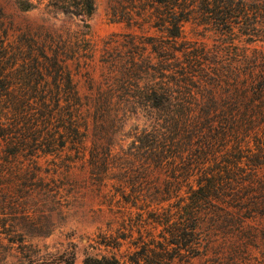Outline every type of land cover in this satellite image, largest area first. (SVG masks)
I'll return each instance as SVG.
<instances>
[{
	"label": "rangeland",
	"instance_id": "obj_1",
	"mask_svg": "<svg viewBox=\"0 0 264 264\" xmlns=\"http://www.w3.org/2000/svg\"><path fill=\"white\" fill-rule=\"evenodd\" d=\"M246 1L259 6L264 23V0ZM162 11L154 0H95L85 19L45 2L21 11L14 0H0V96L9 100L6 111L11 118L30 112L31 120L36 113L47 115L50 121L39 128L55 137L45 142L31 131L15 158L8 155L11 145L0 147V224L13 226L10 235L0 234V264H29L23 248L73 249L74 264L103 254L129 264L134 243L151 232L153 196L165 198L163 210L172 213L175 202L187 206L192 191L209 176L224 189L197 219L201 253L170 264H264V121L232 130L220 123L229 112H264V95L248 92L234 107L233 82L223 79L215 88V104L208 102L212 128L194 132L181 158L160 170L146 163L137 139L145 135L142 127L161 117L149 112L139 95L180 75L175 62V75H165L161 57L170 54L157 53L152 39L173 48L182 40L202 41L218 49L216 60L223 68L240 50L243 64L256 67L258 80L264 77V27L255 35L234 36L232 45L231 38L202 37L203 26L192 20L182 25V38L172 39L158 28ZM226 40L231 41L228 50ZM175 56L183 61L182 53ZM241 76L247 80L242 85L250 86L252 77ZM199 98L198 111L204 110ZM164 135L171 157L182 133ZM238 139H243L240 146ZM239 148L245 156L242 175L225 173L224 163L234 160ZM105 153L113 164L106 171L100 163ZM125 153L131 160L124 163ZM176 177L181 188L174 185ZM121 194L135 202L126 204ZM123 222L132 225V243L126 239L116 248L95 243L100 235L119 234Z\"/></svg>",
	"mask_w": 264,
	"mask_h": 264
},
{
	"label": "trees",
	"instance_id": "obj_2",
	"mask_svg": "<svg viewBox=\"0 0 264 264\" xmlns=\"http://www.w3.org/2000/svg\"><path fill=\"white\" fill-rule=\"evenodd\" d=\"M94 1L14 0L21 11L32 10L45 2V6L49 8L59 9L64 13L81 16L85 19L93 13ZM154 2L163 9L158 15L160 21L157 23L158 28L162 29V31L164 30L172 39L182 38V25L195 20L197 25L203 26L204 33L201 34L202 37H215L218 40L219 38L223 40L231 38L232 43L231 41H225L227 42L225 48L228 50L230 49L227 47L228 43L232 45L236 43L234 42V36L239 34L255 35L256 31L258 32L264 27L259 15L262 14L261 9L258 5L248 3L246 0H154ZM151 45L159 54H170L169 56L163 55L161 57L163 62L162 69L166 71L165 75L168 77L174 76V70L178 69L177 65L180 66V75H177L176 78L165 81L166 83L164 82V86L161 88L154 83L146 92L141 93L143 95H139V100L142 101L146 108H149V112L161 116H157V119L153 122L154 124L142 127L145 135H139L137 138L143 143V145L139 144L143 146V149L145 148L144 159L146 163L152 165L155 171L164 168V166L172 165L176 158H181L184 150L191 145L190 141L195 137L194 132L212 128L215 120L208 102L211 100L215 104V88L223 79L233 82V91L231 92L234 94V98H232L233 101H231L230 105L236 107L240 104V99L246 97L248 92H251L256 98L264 95V77L258 80L255 77L253 78L259 72L254 65H250V62L243 64L244 61L242 62L241 58L245 54L241 53L240 50L233 51V58L227 67L223 68L218 66V60H216L218 49L216 47L208 48L202 41L182 40L180 48H173V46L166 45L165 42L159 39H152ZM177 52L183 54V61H180L175 56ZM173 62L177 65H174ZM247 74L252 77V81L249 82L250 86H243L242 84L246 83L247 80L241 75ZM200 94L203 96L201 105H204V110L198 111L196 107ZM8 101L0 96V147L11 145L14 150L9 152L8 155L15 158L19 154L17 149L27 144L26 141L31 131H36L33 133L37 140L41 138L44 141H53L55 137L52 132L48 130L42 131L39 128L41 123L50 121L47 115L36 113V119L31 120V115L33 114L29 112L27 115L25 112L24 114L14 115L11 118L9 112L6 111ZM263 119V111H259L258 114L255 112L250 114L242 112L240 114L238 111H233L227 113L220 123L226 124L229 130L239 128L252 129L261 126ZM11 120L14 121L12 122ZM22 120L25 123H22ZM31 127L36 128L31 130ZM160 130H163V132H160ZM174 130L181 131L182 135L176 140L175 147L177 150L175 154L169 157L164 149L165 144H167L164 134ZM185 134L190 135L185 136ZM203 140L206 141V138L203 137ZM242 141L243 139H238L236 144L240 146ZM210 147H208L209 150ZM239 153L234 160L224 163L225 168H222L226 169L223 170L225 173L236 171V173L242 175L243 169L241 165L245 156L240 148ZM105 154L106 157L102 158L100 163L104 165V170L106 171L111 169L113 164L110 162L108 154ZM130 156L131 154L129 153L124 154L122 158L124 163L125 160L127 162L131 160ZM173 181L176 182L174 185L177 188L182 187V181H179V177H176ZM219 189L224 188H217L216 181L212 176L205 178V182L200 183L192 191L194 197L188 205L180 206V203L175 202L173 206L175 210L172 213L170 210H163L162 202L166 199L157 198V195H154V206L150 216L149 230L151 232L147 230L145 235L141 234L139 236L141 242L134 243L136 250L129 255V264H170L175 259H189L199 255L201 252L199 249L197 219L200 218L201 214L207 212L206 210L209 207L215 205L211 200L220 193ZM168 193H170V190H167V195ZM121 195L125 197L124 201L126 204L135 202L130 200L129 195ZM125 226L124 222L121 223L123 230L119 231V234L100 235L101 238L95 240V243L110 248L119 247L122 241L126 239L132 243V225L129 227ZM12 231L13 226L0 224V234L8 236ZM10 241H13L12 238ZM40 251L38 249L28 252V250L23 248V258L29 264H74L73 249L45 250L43 253ZM82 264H120V260L113 254L87 255Z\"/></svg>",
	"mask_w": 264,
	"mask_h": 264
}]
</instances>
